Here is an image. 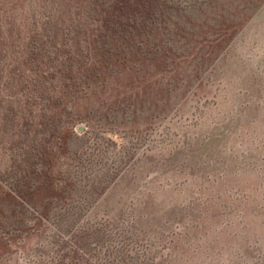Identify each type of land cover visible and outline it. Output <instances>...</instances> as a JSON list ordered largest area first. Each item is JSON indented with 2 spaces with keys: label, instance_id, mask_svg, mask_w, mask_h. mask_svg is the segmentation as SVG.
Here are the masks:
<instances>
[{
  "label": "rangeland",
  "instance_id": "374dc122",
  "mask_svg": "<svg viewBox=\"0 0 264 264\" xmlns=\"http://www.w3.org/2000/svg\"><path fill=\"white\" fill-rule=\"evenodd\" d=\"M64 1L0 0L1 67L23 55L16 32L28 39L44 16L75 13ZM236 4L222 0L218 22L242 21L222 42H208L212 15L176 18L190 36L177 32L172 47L162 27L156 51L135 49L79 108V138L100 125L121 145L111 152L132 156L74 225L98 230L92 252L49 217L1 249L0 264H264V0L248 17Z\"/></svg>",
  "mask_w": 264,
  "mask_h": 264
},
{
  "label": "trees",
  "instance_id": "16d2710c",
  "mask_svg": "<svg viewBox=\"0 0 264 264\" xmlns=\"http://www.w3.org/2000/svg\"><path fill=\"white\" fill-rule=\"evenodd\" d=\"M199 1L183 6L181 0H65L61 7L72 5L74 14L44 16L42 33L31 30L28 39L16 32L24 44L18 63L1 67L0 55V150L8 156V164H0V250L28 236V225L52 217L77 251L92 252L89 240L98 230L74 225L122 177L132 156L111 152L121 145L106 138L109 132L100 125L79 138L78 110L117 66L131 61L135 49L156 51L162 27H169L172 47L177 32L190 36L195 26H178L176 18L212 15L215 22L207 28L217 34L210 45L242 25L218 22L226 12L222 0ZM233 1L231 10L243 3L237 12L248 17L259 0Z\"/></svg>",
  "mask_w": 264,
  "mask_h": 264
}]
</instances>
